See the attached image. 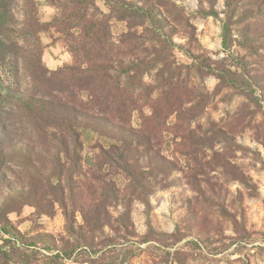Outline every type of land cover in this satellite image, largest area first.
I'll return each mask as SVG.
<instances>
[{
    "label": "rangeland",
    "instance_id": "374dc122",
    "mask_svg": "<svg viewBox=\"0 0 264 264\" xmlns=\"http://www.w3.org/2000/svg\"><path fill=\"white\" fill-rule=\"evenodd\" d=\"M128 1L162 21L0 0V264H264V0ZM68 104L150 137L130 151L170 166L152 193L112 161L121 141L67 140Z\"/></svg>",
    "mask_w": 264,
    "mask_h": 264
},
{
    "label": "trees",
    "instance_id": "16d2710c",
    "mask_svg": "<svg viewBox=\"0 0 264 264\" xmlns=\"http://www.w3.org/2000/svg\"><path fill=\"white\" fill-rule=\"evenodd\" d=\"M109 5H112L113 7L117 8H122V10L125 11H131L135 15L138 13L141 14H146L147 19H149L150 22H154L155 20H159L161 22L162 16L159 14L155 8L151 6L150 3L140 6L134 2L128 1V0H106ZM151 9V11H150ZM137 13V14H136ZM219 77L221 78V81L219 82V87H224L226 86L225 83L229 82L228 78L226 75L224 76L223 74H218ZM10 89V88H8ZM5 92L2 95H8V96H13L15 97V101L23 105L22 103H26L29 105V102H32L33 99L27 98L23 96L20 93L13 92L8 93ZM249 96V94H247ZM4 97V96H3ZM28 101V103H27ZM25 106V105H23ZM62 110L60 111L61 117L63 119V122L66 123V129L69 131V135L67 136V140H70V137L72 140L75 141L77 145H82L83 148V142L81 141V136L77 134L75 127H83L85 129H90L94 128L95 130L104 133L105 136L114 138L116 140H119L122 142V145L118 146L119 149L114 152V155L112 156L113 158L112 161L114 163H118L120 169L125 171L129 177L137 184L136 188L141 191V194H150L152 193V188L154 187V177L157 174L158 169H167L171 170L170 166L167 165L166 162L162 161H154L151 157L140 155L138 158H136V162L134 161L135 156L133 155L131 148L133 145L137 144V140H143V145H145V148H151V146L148 144L150 137L142 132H134L132 130L125 129L123 127H119L116 124H114L108 116L105 114H93L89 111L81 112V110L77 109L75 106L68 104V106L62 105ZM80 119V120H78ZM7 137H11L9 134H5ZM136 152L139 151V149L134 148ZM161 159H163L160 156ZM98 181L106 183L107 186H110L111 183L110 181L107 180H102V176H97L96 177ZM152 180V182H151ZM114 197H117L119 199V192L116 190L114 192ZM150 208V202L148 200H144ZM100 206V213L103 214V211L107 212L108 206L104 203L101 202L99 204ZM103 210V211H102ZM225 214H229L228 210H224ZM101 214L94 216V219L96 220L95 226L98 227V229H103L104 225L110 224L109 222H103L101 220L103 216ZM70 220L69 227L72 233H75V226ZM242 230L246 232V228L242 226ZM154 233H157L154 230ZM163 235H168L164 232H162ZM161 234V233H159ZM106 238H110V236H106Z\"/></svg>",
    "mask_w": 264,
    "mask_h": 264
}]
</instances>
